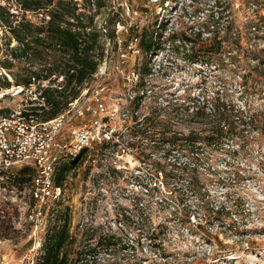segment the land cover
I'll list each match as a JSON object with an SVG mask.
<instances>
[{"label":"rangeland","instance_id":"rangeland-1","mask_svg":"<svg viewBox=\"0 0 264 264\" xmlns=\"http://www.w3.org/2000/svg\"><path fill=\"white\" fill-rule=\"evenodd\" d=\"M73 1L104 50L91 87L106 84L108 105L135 110L125 139L135 144L131 179L106 180L104 194L79 162L64 179L61 200L44 203V215L35 220L36 168H12L0 177V264H36L52 225L65 220L72 235L68 264H264V0H182L163 20L149 0ZM0 4L18 12L16 0ZM26 15L34 22L47 17L45 11ZM149 34L159 46L132 53ZM9 36L0 27L5 116L29 108L41 84L58 87L66 80L40 72L17 91V80L1 65L14 61L10 50L18 43L9 47ZM129 47L123 60L118 51ZM23 65L24 76L39 67ZM133 67L142 84H124L118 76ZM43 106L39 120L50 107ZM89 119L85 113L72 122ZM146 138H158L157 144Z\"/></svg>","mask_w":264,"mask_h":264},{"label":"built area","instance_id":"built-area-1","mask_svg":"<svg viewBox=\"0 0 264 264\" xmlns=\"http://www.w3.org/2000/svg\"><path fill=\"white\" fill-rule=\"evenodd\" d=\"M179 1L182 2V0H149V3L157 7L158 14L163 20L167 14L172 13V10L177 11L180 8ZM138 40L137 35L134 41ZM132 47H135L132 53H139L143 49L142 46L137 48V45ZM130 53V47L129 50L124 51L120 48L118 51V55L123 60L128 59ZM103 63L106 69L107 60ZM98 75L99 65L96 72L85 81L80 95L71 99L60 113L49 120H39L35 114H29L28 108L24 107L15 108L8 116L0 114V177H4L5 173L16 166H35L36 174L31 183V196L35 201L31 214L35 220L44 215L42 208L44 203L61 200L63 185H57L55 179L58 167L64 162L77 160V163L87 165L86 178L100 185L104 194H109L105 186L106 180L130 178L132 175L131 165L134 160L135 144L133 137H128V141L125 139L133 129L128 121L134 116L135 110L121 108L118 103L108 105L103 98L107 85L100 84L94 89L93 86L91 87L90 79L99 78ZM118 76L124 80V84L143 83V78L138 81L139 71L134 67L126 71L123 76L120 74ZM15 89L22 91L24 87L18 85ZM89 94L91 95L88 102H81L82 98ZM34 99L42 101L45 105V98L40 97V92ZM85 113H90L89 120L80 124L72 122L74 119L83 118ZM144 133L139 131L137 134ZM146 139V144L156 145L158 141V138L151 141ZM94 169L97 170L98 175L93 174ZM138 181L143 192L140 193L144 194L148 186L144 180ZM128 190L132 192L131 188Z\"/></svg>","mask_w":264,"mask_h":264},{"label":"trees","instance_id":"trees-1","mask_svg":"<svg viewBox=\"0 0 264 264\" xmlns=\"http://www.w3.org/2000/svg\"><path fill=\"white\" fill-rule=\"evenodd\" d=\"M54 1L16 0L18 12L0 4V27L10 34L7 45L10 47L13 40L18 43L10 50L14 61L1 65L10 70L17 84L30 86L34 79L39 77L40 72L46 73L42 76L44 79L53 75L57 77L59 74L66 78L64 85L58 87L51 85L44 87L41 84L40 97H44L47 105L50 106L47 114H43L45 108L43 104H39V100H29L31 106L28 108L30 111L28 113L38 114V110H41L43 113L40 115L43 120L56 116L71 99L80 95L85 81L98 69L104 53L98 43L95 29L88 31V26L84 22V13H78L77 2L58 0L57 4L53 5ZM86 1L90 3L92 0ZM29 11H45L47 17L40 22H34L27 18L26 14ZM69 19H75L78 27L71 26ZM141 42L146 54L159 46V41L154 40L152 34L147 37L143 35ZM35 63H38V70H28L29 73L25 76L21 73L26 66L23 64L32 67ZM15 67L17 71L13 72ZM7 86H10V82H7ZM37 102L38 104H35ZM76 161L70 160L58 167L55 179L57 185H63L71 167L77 164ZM66 212L67 210L61 214L67 217ZM71 237L67 220L62 223L55 222L43 243L44 254L36 264H68L70 259L65 249Z\"/></svg>","mask_w":264,"mask_h":264}]
</instances>
